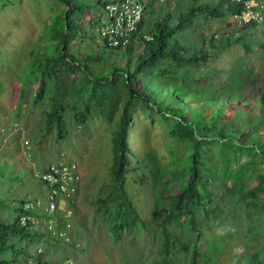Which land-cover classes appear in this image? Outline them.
<instances>
[{
	"label": "rangeland",
	"instance_id": "1",
	"mask_svg": "<svg viewBox=\"0 0 264 264\" xmlns=\"http://www.w3.org/2000/svg\"><path fill=\"white\" fill-rule=\"evenodd\" d=\"M77 1L80 5L76 14L78 33L73 40V51L100 55L101 60L90 65L99 76L107 75L115 66L126 67L128 52L125 49L109 48L101 43L98 17L105 15L104 0ZM200 2L229 5V1L222 0H156L152 8L146 7L145 29L167 13L172 15L168 23L175 24L181 10ZM64 7L61 0H0V220L13 221L18 214L15 208L22 199L39 200L46 205L47 188L40 176L50 164L63 158L76 161L83 174L73 207L75 245L59 240L54 245L40 235V239L29 245L28 251L44 246L43 255L49 264H68L69 261L73 264H257V259L251 262L254 253L264 262V212L247 209L244 212L241 203L220 190L212 204L222 205L221 217H215L211 210V216L197 215L196 228H190L185 221L166 224L170 233L166 255L161 223L169 213L167 194L178 189V180H168L169 171L178 163L175 157L183 159L189 147L186 142L173 140L159 114L152 112L150 116L139 103L132 110L133 125L129 135L132 152L126 188L143 222L135 231L120 234L118 241L115 239L97 206L98 198L110 186L112 127L120 110L113 121H106L93 110L83 126L71 116L66 119V134L61 138L56 126L51 130L46 128L43 110L49 103L34 100L36 84L31 86L27 98L20 94L18 76L30 70L31 51L47 45L49 35H45V31L52 21L55 23ZM223 16L207 19V14L199 12L194 25L177 32L170 43L179 40L191 52L195 48L207 49L205 37L214 30L216 37L231 34L236 27L234 35L244 31L242 25L234 23L236 17L226 13ZM244 33L243 41L251 42L250 50L242 43L225 47L217 56L209 55L204 70L214 67L210 76L196 83L178 82L185 91L181 95L183 101L192 103L193 100L186 97L196 94L237 105L241 98L240 116L259 106L264 85V22L249 26ZM142 46L143 43L137 46V51L142 50ZM159 81L162 93L170 85L173 87V81L167 78H159ZM151 83L144 85L153 90L158 88L154 78ZM65 116L67 118L66 113ZM211 153L216 162V150ZM261 170L258 162L250 167L245 173L246 187L255 185ZM260 197L264 200V194ZM228 200L231 205L224 203ZM15 253L12 250L8 258ZM25 255L18 253L15 258L23 261Z\"/></svg>",
	"mask_w": 264,
	"mask_h": 264
},
{
	"label": "trees",
	"instance_id": "2",
	"mask_svg": "<svg viewBox=\"0 0 264 264\" xmlns=\"http://www.w3.org/2000/svg\"><path fill=\"white\" fill-rule=\"evenodd\" d=\"M61 1L65 4L64 10L45 31V35H49L47 45L43 44L31 51L30 70L27 74L18 76L20 94L27 98L31 86L36 84L34 100H48L49 103L43 110L46 128L51 130L56 126L61 138L66 134V119L71 116L79 126H83L93 114V110L104 116L106 121H113L116 112L120 110L112 127L110 186L107 192L98 198L97 206L98 212L107 220L110 232L116 236L115 239L118 241L117 236L120 234L135 231L137 225L143 222L126 188L129 156L132 152L129 142L133 125L132 110L137 103L150 116L153 115L152 112L159 114V118L166 123L171 138L186 142L189 147L183 159L175 157L178 163L169 171L168 180H178V189L167 194L169 213L161 223L166 255L169 253L167 244L170 238L166 224L185 221L190 228H196L197 215H213L211 210L214 211L215 217H221L224 212L222 205L212 204L215 203V195L219 190L225 191L228 198L241 203L242 211L258 210L260 214L263 213L264 200L260 194H264V85L259 97V106L256 108L255 105V110L240 116L238 110L241 109V98L237 100L236 105L231 104L229 100L214 101L202 95L189 94L186 99L193 101L189 100L192 103H188L182 100L181 95L185 91L180 89L178 82L196 83L201 82L204 76H210L214 67L204 70L209 55L214 53L213 55L217 56L218 51L222 52L225 47L242 43L246 50H250L251 42L243 41L246 36L244 32L249 26H258L264 22V18L260 22L245 23L234 19L236 25H242L244 28L241 34H233L236 27L231 34L216 37L214 30L205 37L204 45L207 49L195 48L189 52L181 41L170 43V38L177 32L193 26L194 18L199 12L207 14V19L224 17L225 13L234 16L242 11L244 0H222L229 1L227 6L215 2L196 3L186 10H181L175 24L168 23L172 15L167 13L162 20L155 21L147 30L144 16L138 31L129 34L130 41L126 45L106 46L123 48L128 52L126 67L115 66L107 75L99 76L91 70L90 65L99 62L101 56L76 53L72 49L73 40L78 33L76 14L79 13V1ZM151 1L149 4H153L155 0ZM103 3L105 9L106 0ZM99 16L102 18V15ZM145 35L152 38L148 39ZM141 43L143 48L137 51L136 47ZM153 78L158 83L155 90L144 85L152 84ZM159 78L173 81V87L170 85L169 89L162 93L160 89L163 87ZM196 98L198 102H194ZM69 109H72L73 114ZM212 150H216V162ZM257 162L261 164L262 170L255 185L246 187L245 173ZM27 201L28 199H22L21 204L16 206L18 214L13 221L0 220V264H31L33 258L44 261L41 254L35 255L34 252L28 251L29 245L40 239V235L43 240L56 245L58 238L46 234L38 222L28 220L26 224L21 223L23 204ZM224 203L231 205L230 200ZM41 207L27 213L35 218L57 219L59 225L63 222V216L59 215L61 212H50ZM12 250L16 253L9 259ZM18 253L26 254L23 261L15 258ZM255 259L258 260L257 264H264L258 253L253 254L251 262ZM45 263L49 264L46 260Z\"/></svg>",
	"mask_w": 264,
	"mask_h": 264
},
{
	"label": "built area",
	"instance_id": "3",
	"mask_svg": "<svg viewBox=\"0 0 264 264\" xmlns=\"http://www.w3.org/2000/svg\"><path fill=\"white\" fill-rule=\"evenodd\" d=\"M147 2L148 0H106V14L98 21L101 43L111 47L126 45L130 41L129 34L138 31L140 21L145 15ZM234 16L239 23L262 21L264 0H244L242 11ZM145 36L148 39L152 38L148 35ZM40 177L47 188V204L43 205L39 200L25 202L21 223L26 224L28 220L33 223L38 222V218L27 213L36 207L43 206L46 211L61 212L63 213V222L60 225L59 220L54 218L44 217L42 220L48 233L67 243H72L70 232L74 227L73 205L76 202V195L83 178L81 169L77 162L61 159L50 164ZM31 264L39 263L32 260Z\"/></svg>",
	"mask_w": 264,
	"mask_h": 264
},
{
	"label": "clouds",
	"instance_id": "4",
	"mask_svg": "<svg viewBox=\"0 0 264 264\" xmlns=\"http://www.w3.org/2000/svg\"><path fill=\"white\" fill-rule=\"evenodd\" d=\"M148 2H149V0H148ZM148 2H147V5H148ZM147 7H148V6H147ZM231 17H232V16H231ZM233 17H235V16H233ZM99 19H100V18H98V21H99ZM235 21H236V19H235ZM79 188H80V187H79ZM76 199H77V195H76ZM29 200H34V199H28V201H29ZM35 201H36V200H35ZM75 205H76V202L74 203L73 207H75ZM60 214L63 215V213H60ZM42 219H43V217H39V218H38V223L41 225V227L43 228V230L45 231L46 234H50V233L47 232L46 225H45V223L43 222ZM70 234H71V237H72V232H70ZM51 235H52V234H51ZM53 236H54V235H53ZM58 240H59V241H63V242H65L64 240L59 239V238L57 239V241H58ZM72 240H73V237H72ZM65 243H66V244H72V245H75L73 242H72V243H67V242H65ZM76 245L79 246L80 244L78 245V243H77ZM45 251H46L45 247L41 245V246H39V247L37 248L36 251H34V253H35V255H37V253L43 255ZM42 257H43V260H44V261H42V262H41L39 259H36V258H33V260H35V261L38 262L39 264H46V263H45V260H46V259H45L44 255H43ZM46 261H47V260H46ZM68 264H73V261H69Z\"/></svg>",
	"mask_w": 264,
	"mask_h": 264
},
{
	"label": "crops",
	"instance_id": "5",
	"mask_svg": "<svg viewBox=\"0 0 264 264\" xmlns=\"http://www.w3.org/2000/svg\"><path fill=\"white\" fill-rule=\"evenodd\" d=\"M151 0H149L148 4L150 3ZM156 1V0H155ZM155 1L153 3H155ZM152 2V1H151ZM149 8H152V4H149ZM231 16V15H230ZM100 18V16L98 17Z\"/></svg>",
	"mask_w": 264,
	"mask_h": 264
}]
</instances>
